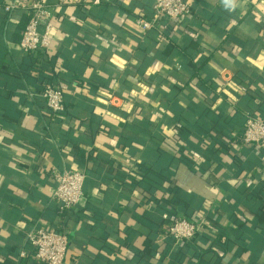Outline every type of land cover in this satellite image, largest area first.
I'll return each mask as SVG.
<instances>
[{
  "label": "crops",
  "instance_id": "obj_1",
  "mask_svg": "<svg viewBox=\"0 0 264 264\" xmlns=\"http://www.w3.org/2000/svg\"><path fill=\"white\" fill-rule=\"evenodd\" d=\"M11 1L0 0V264H36L21 256L36 226L67 233L65 264H264V145L205 139L264 117V0H189L190 16L148 31L136 19L154 0H34L54 13L52 45L35 55L20 47L28 15L7 12ZM48 81L73 119L48 113ZM178 126L172 154L163 142ZM152 164L173 177L146 201L137 181ZM62 169L89 178L66 211L53 198ZM178 204L204 220L203 255L165 233Z\"/></svg>",
  "mask_w": 264,
  "mask_h": 264
},
{
  "label": "built area",
  "instance_id": "obj_2",
  "mask_svg": "<svg viewBox=\"0 0 264 264\" xmlns=\"http://www.w3.org/2000/svg\"><path fill=\"white\" fill-rule=\"evenodd\" d=\"M99 2L100 0H95ZM22 10L29 21L22 32L20 47L35 55L51 47L54 30V13L45 2L13 0L5 6L7 12ZM191 14L189 0H154L151 16L140 15L136 24L141 30L167 29L172 23ZM41 96L54 115H61L65 109L64 92L61 87L48 82ZM118 102V101H117ZM116 104V102H115ZM241 143L264 145V117L249 115L243 127L233 133ZM53 198L61 211L71 210L80 204L85 193L88 174L76 169L55 170ZM204 220L177 217L167 229L166 235L177 244L190 240L204 227ZM69 250L67 233L59 227L36 226L26 232L21 256L32 259L36 264H65Z\"/></svg>",
  "mask_w": 264,
  "mask_h": 264
},
{
  "label": "trees",
  "instance_id": "obj_3",
  "mask_svg": "<svg viewBox=\"0 0 264 264\" xmlns=\"http://www.w3.org/2000/svg\"><path fill=\"white\" fill-rule=\"evenodd\" d=\"M147 16H151V14H148ZM29 21V16L28 18H26V21H25V26L23 27V29H25L27 23ZM42 51H40L39 53H41ZM44 77V76H43ZM44 79H46L44 77ZM50 82V81H48ZM46 82V83H48ZM64 102H65V109L63 111V113L61 115V117H59L61 120H66L69 121L70 119H73V115L71 114V106L67 103V99H66V96L64 94ZM47 111L49 114H52V112L50 111V109L47 108ZM64 117V119H63ZM240 129L239 128H236L235 131H239ZM175 137L174 139H170V138H165L163 144L167 147V149L169 150V152H171L172 154H177L180 150H182V147L180 144H177L181 141H183V129L182 127L178 126L177 127V130L175 132ZM207 133V134H206ZM234 138L233 136V133L230 132V133H227V134H224V133H219V134H213L211 132H208L207 130L205 131V139H208V140H211L215 145L217 144H221V143H225V140L228 139V138ZM89 159L91 161V163L94 161L95 164H100L101 166H106V162L102 161L96 154H90L89 155ZM113 165H108V167H112ZM114 167V166H113ZM139 174L141 175V179L139 181H137L138 183H141V184H144L145 187H147L148 189V192L146 194V201H150V200H153L155 201L154 199L156 198H152L151 194H153L155 192V190L158 188V182H157V178L161 177L163 179H167V178H171L173 177L172 175V172L169 170V169H160L158 170L155 166V164H152L151 166H145L143 165L142 168L140 169L139 171ZM89 179V178H88ZM87 179V181H88ZM175 199V198H174ZM160 201V199H158ZM173 200V199H172ZM175 201V200H173ZM173 203V202H172ZM180 205L181 204H178V213L180 214H183L181 217H186L188 219H192V217H190L189 215H187V213H182V209L180 208ZM177 217H180V216H176V217H172V218H169V219H166L165 220V228H166V231L167 229L169 228L170 225H172V223L175 221V219ZM166 233V232H165ZM163 233L162 234V238H163V235L165 234ZM205 235L204 233H202L201 231L196 233L195 236L193 238H191L190 240L188 241H185L183 244L180 245V250L183 252V250H186L187 247H193L196 249V255L200 253V255H203L205 252L204 249H201L200 246H199V241L201 239V237ZM173 240V239H172ZM165 248H166V245H165ZM157 250V245H156V242H155V238H152L150 236L149 240L146 242L145 244V252L147 254H154ZM180 252V257L183 256V255H187V253H182ZM180 260H183V258H180Z\"/></svg>",
  "mask_w": 264,
  "mask_h": 264
},
{
  "label": "clouds",
  "instance_id": "obj_4",
  "mask_svg": "<svg viewBox=\"0 0 264 264\" xmlns=\"http://www.w3.org/2000/svg\"><path fill=\"white\" fill-rule=\"evenodd\" d=\"M228 2L230 3V0H228Z\"/></svg>",
  "mask_w": 264,
  "mask_h": 264
}]
</instances>
